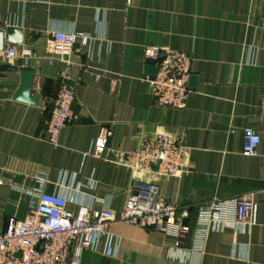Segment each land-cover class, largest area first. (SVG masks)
I'll return each mask as SVG.
<instances>
[{"label": "crops", "instance_id": "0c3cea01", "mask_svg": "<svg viewBox=\"0 0 264 264\" xmlns=\"http://www.w3.org/2000/svg\"><path fill=\"white\" fill-rule=\"evenodd\" d=\"M7 27L21 31L19 42L7 38ZM52 29L89 38L78 37L61 54L53 51ZM0 31V232L9 218L29 214L39 171L46 173L40 187L46 192L57 191L60 172H67L70 209L74 199L108 206L116 216L136 179L153 180L160 200L187 208L188 233L177 239L115 219L108 231L120 239L116 256L102 254L101 238L96 250L83 251L81 264H264V0H0ZM148 43L191 55L195 82L184 107L155 102L142 78ZM8 44L33 54L26 61L7 58ZM23 69L33 72L35 102L14 98ZM61 69L73 87L74 117L52 146L47 123ZM102 126L112 129L106 160L90 154ZM246 127L260 138L254 156L242 154ZM157 130L188 147L182 174L158 176L153 165L132 171L117 161L118 152ZM243 194L255 203L254 224L245 231H210L201 255L191 254L198 206Z\"/></svg>", "mask_w": 264, "mask_h": 264}, {"label": "built area", "instance_id": "2783aa9c", "mask_svg": "<svg viewBox=\"0 0 264 264\" xmlns=\"http://www.w3.org/2000/svg\"><path fill=\"white\" fill-rule=\"evenodd\" d=\"M51 35L53 51L61 54L68 53L78 37L82 42L89 38V35L76 33L72 29H52ZM254 53V48L249 47L247 59L251 60ZM32 54L27 47L17 53L14 44H8L4 49L7 58L19 55L26 61ZM143 54L148 65L156 67L154 73L146 72L142 76L155 102L165 107H184L190 92L191 55L154 43L145 44ZM119 77L120 73L111 78L112 86L118 84ZM73 99L74 91L68 72L61 69L59 87L47 123V141L52 146H57L63 127L74 117L71 107ZM243 134L242 154L256 155L259 135L252 127H246ZM111 135L110 126L101 127L92 144L90 154L93 157L106 160L104 153ZM188 153V147L179 137L157 130L153 135L144 137L135 148L116 155L117 161L132 171L147 170L153 165L158 176H176L186 170ZM66 178L67 172H60L57 191L46 192L40 188L47 181L46 173L38 172L35 181L39 187L30 192L32 204L29 214L22 219L9 218L0 232V264H81L83 251L96 250L101 238L102 254L115 257L120 239L108 231V225L115 219L138 227L153 228L177 239L185 236L190 229L184 223L189 215L187 208L160 200L156 181L136 179L124 209L116 216L108 206L96 208L74 199L72 201L76 208L70 209V198L65 192ZM255 209L251 194L199 205L191 254L197 258L201 255L210 231L221 232L227 228L248 230L254 224Z\"/></svg>", "mask_w": 264, "mask_h": 264}, {"label": "water", "instance_id": "95a60500", "mask_svg": "<svg viewBox=\"0 0 264 264\" xmlns=\"http://www.w3.org/2000/svg\"><path fill=\"white\" fill-rule=\"evenodd\" d=\"M6 35L7 38L14 42H19L21 40V31L19 29L13 27L6 28ZM0 45H1V31H0ZM2 68L6 69H17L16 65H12L11 63H2ZM146 71L149 73H154L156 71V67L147 65ZM21 80L17 91L14 94V98L29 102H35L38 98V95L35 94L33 96L30 95V82L33 77V72L29 69H23L20 72ZM195 78L191 75L189 80V85L194 84Z\"/></svg>", "mask_w": 264, "mask_h": 264}]
</instances>
